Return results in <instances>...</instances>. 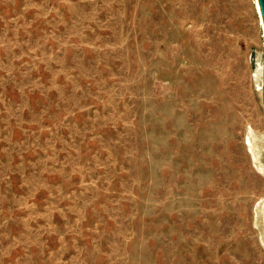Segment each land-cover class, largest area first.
Masks as SVG:
<instances>
[{"label":"rangeland","instance_id":"rangeland-1","mask_svg":"<svg viewBox=\"0 0 264 264\" xmlns=\"http://www.w3.org/2000/svg\"><path fill=\"white\" fill-rule=\"evenodd\" d=\"M0 264H264L256 0H0Z\"/></svg>","mask_w":264,"mask_h":264},{"label":"water","instance_id":"water-1","mask_svg":"<svg viewBox=\"0 0 264 264\" xmlns=\"http://www.w3.org/2000/svg\"><path fill=\"white\" fill-rule=\"evenodd\" d=\"M257 1H258L260 15H261L263 26H264V0H257Z\"/></svg>","mask_w":264,"mask_h":264},{"label":"crops","instance_id":"crops-1","mask_svg":"<svg viewBox=\"0 0 264 264\" xmlns=\"http://www.w3.org/2000/svg\"><path fill=\"white\" fill-rule=\"evenodd\" d=\"M257 3H258V1H257ZM257 3H256V4H257ZM257 5H258V4H257ZM258 11H259V13H260L259 5H258ZM262 23H263V22H262Z\"/></svg>","mask_w":264,"mask_h":264},{"label":"bare ground","instance_id":"bare-ground-1","mask_svg":"<svg viewBox=\"0 0 264 264\" xmlns=\"http://www.w3.org/2000/svg\"><path fill=\"white\" fill-rule=\"evenodd\" d=\"M256 3H257V0H256ZM258 4V3H257Z\"/></svg>","mask_w":264,"mask_h":264}]
</instances>
